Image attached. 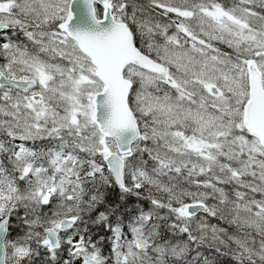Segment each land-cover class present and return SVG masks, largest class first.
Returning <instances> with one entry per match:
<instances>
[{"label": "snow or ice", "instance_id": "obj_1", "mask_svg": "<svg viewBox=\"0 0 264 264\" xmlns=\"http://www.w3.org/2000/svg\"><path fill=\"white\" fill-rule=\"evenodd\" d=\"M0 264H264V0H0Z\"/></svg>", "mask_w": 264, "mask_h": 264}, {"label": "trees", "instance_id": "obj_2", "mask_svg": "<svg viewBox=\"0 0 264 264\" xmlns=\"http://www.w3.org/2000/svg\"><path fill=\"white\" fill-rule=\"evenodd\" d=\"M112 198H113V199H115L116 197H115V196H113ZM133 199H134V198H133Z\"/></svg>", "mask_w": 264, "mask_h": 264}]
</instances>
